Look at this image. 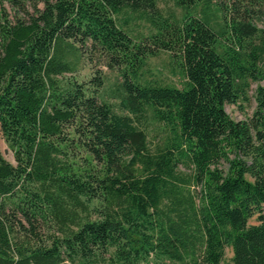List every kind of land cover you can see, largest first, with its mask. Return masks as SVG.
Here are the masks:
<instances>
[{
	"label": "trees",
	"instance_id": "16d2710c",
	"mask_svg": "<svg viewBox=\"0 0 264 264\" xmlns=\"http://www.w3.org/2000/svg\"><path fill=\"white\" fill-rule=\"evenodd\" d=\"M172 1L0 0V264H264V0Z\"/></svg>",
	"mask_w": 264,
	"mask_h": 264
},
{
	"label": "rangeland",
	"instance_id": "374dc122",
	"mask_svg": "<svg viewBox=\"0 0 264 264\" xmlns=\"http://www.w3.org/2000/svg\"><path fill=\"white\" fill-rule=\"evenodd\" d=\"M160 5L165 10H177L179 12V9L174 5V2L172 0H160ZM7 6V5H6ZM8 10H11L10 7H8ZM3 7L0 4V13L2 12ZM135 31H146V27L144 24L142 25H136ZM98 62H95L94 64L97 65ZM94 65V66H95ZM99 68L102 67L101 65H97ZM149 77H151L153 80L160 81L162 83H168V84H174L179 87H181L184 83V77L181 75V73L178 71V66L175 60H173V57L171 56V53L167 51H163L159 53L156 56H153L149 59ZM96 67V66H95ZM92 64L84 61L82 64V67L80 71L77 74V77L79 78H85L90 76L93 72ZM105 73L108 75L110 79H115L116 73H113L109 71L108 69L104 68ZM256 88V84L253 85V89L250 92L251 100L249 102H243L241 106L235 105V104H227L226 109L228 113L235 119H243L246 117H249L255 106L256 102L254 101V90ZM155 133H157V130L155 126H151V132H150V139L153 143L159 142L161 137L155 136ZM0 147L3 151L4 156L11 161H14V155L13 151L9 148L6 140L3 138L2 133L0 132ZM179 169L183 171L184 173L191 174L192 170L191 168L187 166L180 165ZM192 189L194 191H197L198 189L194 186H192ZM252 222H257L256 219H252ZM233 257V250L231 247H228L226 249L225 258L222 262V264H233L232 261Z\"/></svg>",
	"mask_w": 264,
	"mask_h": 264
}]
</instances>
